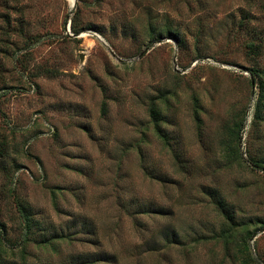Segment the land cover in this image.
Listing matches in <instances>:
<instances>
[{"label":"rangeland","instance_id":"rangeland-1","mask_svg":"<svg viewBox=\"0 0 264 264\" xmlns=\"http://www.w3.org/2000/svg\"><path fill=\"white\" fill-rule=\"evenodd\" d=\"M0 244L264 264V0H0Z\"/></svg>","mask_w":264,"mask_h":264},{"label":"trees","instance_id":"trees-1","mask_svg":"<svg viewBox=\"0 0 264 264\" xmlns=\"http://www.w3.org/2000/svg\"><path fill=\"white\" fill-rule=\"evenodd\" d=\"M259 110H260V108L258 107L257 108V112H259ZM151 112L154 115V117H156L157 114H158L153 109H152ZM251 161L254 163V165H259L261 163V161L258 160V159H254V160H251ZM17 211L19 213L20 222H21V225H22L21 240L17 244V246L22 244L21 245V250H20L21 255H23V252H24V243L26 241H28L29 238L32 235H37V236H34V239L36 237H40L41 241L44 244H47L48 241H50L49 240L50 238H61V237H64V234H62V232H53L52 234H49L48 228L45 227V226H42V222L37 220V219H35V217L31 214L32 213L31 209L26 205V202H23V201L20 200L17 203ZM48 235H50V236H48ZM5 256H6V250L3 247V245L0 244V261L3 260ZM97 259H99V258H97ZM22 262L23 263H21V264H35V263H28V262L26 263L24 258H23ZM66 264H80V263H77V261H74V260L73 261L70 260L69 263H66Z\"/></svg>","mask_w":264,"mask_h":264},{"label":"water","instance_id":"water-1","mask_svg":"<svg viewBox=\"0 0 264 264\" xmlns=\"http://www.w3.org/2000/svg\"><path fill=\"white\" fill-rule=\"evenodd\" d=\"M75 1V0H74ZM74 6V3L71 5V7H73ZM102 41H103V39L101 38V37H99ZM104 42V41H103Z\"/></svg>","mask_w":264,"mask_h":264},{"label":"bare ground","instance_id":"bare-ground-1","mask_svg":"<svg viewBox=\"0 0 264 264\" xmlns=\"http://www.w3.org/2000/svg\"><path fill=\"white\" fill-rule=\"evenodd\" d=\"M70 2L72 3V2H73V0H70Z\"/></svg>","mask_w":264,"mask_h":264}]
</instances>
